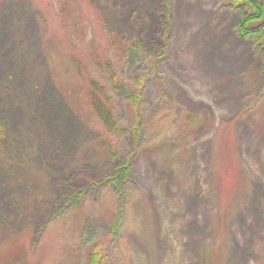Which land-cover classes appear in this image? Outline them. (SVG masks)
I'll return each instance as SVG.
<instances>
[{
	"label": "rangeland",
	"instance_id": "374dc122",
	"mask_svg": "<svg viewBox=\"0 0 264 264\" xmlns=\"http://www.w3.org/2000/svg\"><path fill=\"white\" fill-rule=\"evenodd\" d=\"M241 11L223 0H0V242L28 230L36 241L10 264H87L94 241L107 264H200L215 228L226 264H264V50L238 34ZM135 74L148 76L139 147L126 97ZM92 80L119 135L92 107ZM229 123L240 176L223 217L216 164L231 150L212 145ZM123 159L120 193L107 177ZM81 192L78 208L69 201ZM85 216L94 231L83 236Z\"/></svg>",
	"mask_w": 264,
	"mask_h": 264
},
{
	"label": "trees",
	"instance_id": "16d2710c",
	"mask_svg": "<svg viewBox=\"0 0 264 264\" xmlns=\"http://www.w3.org/2000/svg\"><path fill=\"white\" fill-rule=\"evenodd\" d=\"M223 3L226 5L231 6L232 8H239L241 9V14L236 23V30L239 35L247 38H251L253 42L260 46L262 50H264V0H223ZM138 42L132 43L131 46L140 47L137 44ZM114 77L116 75L112 74ZM148 79L147 74L140 75L135 74L129 80L133 85L132 89L127 91V100L135 109V116L133 121L129 125V137L130 141L135 147H139L142 143V115L140 112L142 101H143V93H144V86ZM122 82L116 81V88H123ZM127 86H124L126 88ZM127 89V88H126ZM103 91V88L95 81L92 80V87L90 88V99L92 103V107L96 112L99 119L102 121L103 125L106 129L113 135H119L120 131L123 129V124L117 119L115 113L112 109V98L107 96L105 99H102L100 96V92ZM195 124L199 123V120H194ZM228 126V127H227ZM220 126L216 127V132L213 138V145L217 144L219 140L222 141V147H220L223 151L231 150V152L227 153L226 160L222 163L220 162L217 165V174L219 175L218 180L221 181V193H220V202L217 208V212L222 213L223 217H226V213L229 210V202L233 196L235 190L234 188L239 182V170H235V168L239 167L237 164L240 156L237 154V147H238V135L236 137V132L234 131L233 125L229 123L223 129L219 130ZM6 125L3 119L0 118V151L2 154H5L6 147H5V139H6ZM235 132V134L233 133ZM231 133L233 135H231ZM225 148V149H224ZM233 149L235 151V156H238L233 165ZM113 159H116V154H112ZM240 161V160H239ZM131 161L122 160L116 162V168L114 173L107 177L108 181L111 182L113 186H115L116 190L122 193L123 184L130 179L131 176ZM236 164V165H235ZM241 164V162H240ZM219 167L224 169L225 175L219 170ZM232 168V169H231ZM83 192L79 193L77 196H73L70 199V204L75 203L76 207L80 208L81 205L78 203L77 198L81 196ZM116 220L113 221V224L110 229L111 237L116 238L119 233V229L121 227V223L123 221V213L120 212L117 214ZM83 236L86 233H90L94 231L93 225L89 221L88 216H85L83 226ZM227 227L225 225L222 229V235L226 234ZM22 234L16 235L9 238L8 241H4L3 243L0 242V264H10V259L6 258V256H13L17 254L23 258L28 257L31 254L32 248L30 249V244L27 243L31 236V232L26 231L25 233L21 232ZM216 234V238L212 244L205 245L202 250V257L200 260V264H226L224 259L221 257L219 249L221 248V243L217 245V241L221 236V230L214 229V234ZM32 239V238H31ZM37 242L39 238H36ZM7 240V239H6ZM86 243L92 242V240H85ZM224 245V240H223ZM9 246V247H8ZM103 245L101 241H94L92 244L90 243L88 247V253L86 256V263L87 264H107V256L103 252ZM15 262V261H14Z\"/></svg>",
	"mask_w": 264,
	"mask_h": 264
}]
</instances>
